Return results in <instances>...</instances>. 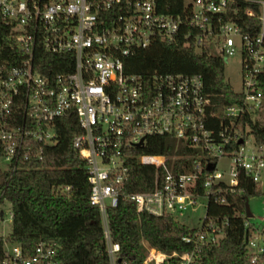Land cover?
<instances>
[{
    "label": "built area",
    "instance_id": "obj_1",
    "mask_svg": "<svg viewBox=\"0 0 264 264\" xmlns=\"http://www.w3.org/2000/svg\"><path fill=\"white\" fill-rule=\"evenodd\" d=\"M250 1L260 5L259 12L244 9L262 21L255 33L243 32L231 15L238 12L237 0H184L177 13L163 10L160 0H0V27L8 29L9 52V59H0L2 159L15 169L21 160L42 158L40 146L58 141L57 121L75 117L79 131L72 144L85 162L90 202L101 212L110 264H130L119 261L121 244L112 238L108 215L121 197L135 201L138 215L145 210L174 215L205 200L202 223L183 237L191 250L168 254L143 240L145 264L163 263L167 256L192 264L220 241L229 222L227 216L208 215L210 196L226 202L224 186L240 191L246 177L261 183L264 144L242 121L250 115L262 123L258 116L264 115V0ZM180 36L197 51L225 60L240 54L242 99L226 105L218 121L202 74L156 71L147 81L126 69V59L140 49ZM39 48L70 53L73 67L55 75L43 72L36 65ZM154 136L171 139L173 152H133ZM132 157L156 167L153 190H125ZM222 158L230 160L227 169L219 167ZM245 224L251 228V260L264 264V213L259 221L246 214ZM0 264L66 262L57 241L39 240L32 251L19 242L7 243Z\"/></svg>",
    "mask_w": 264,
    "mask_h": 264
},
{
    "label": "trees",
    "instance_id": "obj_2",
    "mask_svg": "<svg viewBox=\"0 0 264 264\" xmlns=\"http://www.w3.org/2000/svg\"><path fill=\"white\" fill-rule=\"evenodd\" d=\"M160 1L163 10L172 13L179 12L184 5V0ZM235 6L238 12H231V15L239 21L242 31H260V17L244 12L248 6L259 12L260 5L250 0H237ZM7 32V28L0 27V59H9L4 39ZM73 64L70 53H51L42 48L36 53V65L50 75L70 70ZM125 64L128 71L142 73L147 81L156 71L202 74L205 92L212 100L211 108L218 114L217 121L222 118L226 105L242 99L226 79L224 57L208 51L199 52L186 44L181 36L172 41L155 40L147 48L129 56ZM242 121L249 124L256 141L264 144V124L254 121L250 115H245ZM56 128L58 141L40 146L42 158L21 160L15 169L7 165L3 168L0 164V206L6 200L11 203L13 223L10 235H0V260L9 242H19L26 251H32L39 240H55L59 244V255L66 264H110L101 212L90 202L91 185L85 162L72 144L79 131L75 117L59 119ZM172 144V140L165 136H154L146 146L137 147L133 152L171 154ZM2 158L0 140V161ZM129 162L131 176L125 190H153L156 167L140 163L136 157L130 158ZM159 173L163 171L160 169ZM242 184L240 191L224 186L221 194L226 202H222L217 194L210 196L208 215L227 216L229 222L220 241L206 248L192 264H254L247 246L251 234V228L245 224L247 200L260 194L261 189L251 177L244 178ZM108 215L112 238L121 244L120 262L145 264L147 248L143 240L168 254L192 248L183 237L196 228L179 221L173 214L155 215L145 210L138 215L135 201L121 197L117 206L108 208ZM160 264H180V257L167 256Z\"/></svg>",
    "mask_w": 264,
    "mask_h": 264
},
{
    "label": "rangeland",
    "instance_id": "obj_3",
    "mask_svg": "<svg viewBox=\"0 0 264 264\" xmlns=\"http://www.w3.org/2000/svg\"><path fill=\"white\" fill-rule=\"evenodd\" d=\"M225 76L227 81L232 84L236 91H240L242 89V62L240 54L236 53L225 60ZM258 118L262 123H264V115H260ZM252 140L253 136L251 135L250 144L252 143ZM1 161V166L6 168L5 165L7 164H4L5 162L3 160ZM228 165H230V160L228 158H222L219 162V167L221 169H227ZM259 185L261 193L252 196L249 199L251 209L254 212L253 220L255 221H259V218H261L264 213V175ZM2 209L5 213H3L4 215H1L0 213V235L7 237L13 230V223L10 217L11 203L6 200L4 204L0 206V212ZM205 209L206 201L204 200L198 207L189 208L184 212H175L174 216L176 219L190 227H198L202 223V217L205 214ZM146 245H148V242H146Z\"/></svg>",
    "mask_w": 264,
    "mask_h": 264
},
{
    "label": "water",
    "instance_id": "obj_4",
    "mask_svg": "<svg viewBox=\"0 0 264 264\" xmlns=\"http://www.w3.org/2000/svg\"><path fill=\"white\" fill-rule=\"evenodd\" d=\"M209 168L211 169L212 168V165ZM1 214H3V211H1ZM247 215H249V216H252L253 215V213L251 211V208H250L249 200H247Z\"/></svg>",
    "mask_w": 264,
    "mask_h": 264
},
{
    "label": "crops",
    "instance_id": "obj_5",
    "mask_svg": "<svg viewBox=\"0 0 264 264\" xmlns=\"http://www.w3.org/2000/svg\"><path fill=\"white\" fill-rule=\"evenodd\" d=\"M249 199H250V198H249ZM249 199H248V200H249ZM250 208H251V205H250ZM251 211H252V209H251ZM252 213H253V215H252V216H254V212H253V211H252Z\"/></svg>",
    "mask_w": 264,
    "mask_h": 264
}]
</instances>
